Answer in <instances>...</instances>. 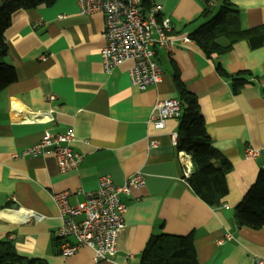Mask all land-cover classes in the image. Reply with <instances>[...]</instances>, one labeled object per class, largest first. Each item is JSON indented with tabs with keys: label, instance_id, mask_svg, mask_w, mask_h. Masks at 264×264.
Returning a JSON list of instances; mask_svg holds the SVG:
<instances>
[{
	"label": "crops",
	"instance_id": "obj_1",
	"mask_svg": "<svg viewBox=\"0 0 264 264\" xmlns=\"http://www.w3.org/2000/svg\"><path fill=\"white\" fill-rule=\"evenodd\" d=\"M74 1L17 11L6 29L5 61L17 79L0 93V243L10 242L21 257L46 264H141L153 234L193 233L198 264L264 262V228H238L233 212L264 169V46L252 49L241 41L230 52L207 58L194 41H183L204 23V4L151 0L163 7L161 19H170L173 44L170 50L156 48L161 82L140 90L131 83L132 62L105 71L104 16L81 15ZM229 3L240 11L244 30L264 28V0ZM218 64L228 75L249 73L247 84L234 91ZM174 73L198 99L214 148L232 166L229 193L218 208L189 188L185 175L194 171L195 161L171 140L179 118L169 119L162 130L149 123L158 100L179 99ZM71 130V147L83 156L77 170L62 172L50 155L16 157L47 133ZM249 148L260 155L249 159ZM138 172L146 185L120 196L127 211L118 252L100 262L89 248L64 257L63 223L53 195L69 192L74 206L97 190L100 178L121 186Z\"/></svg>",
	"mask_w": 264,
	"mask_h": 264
},
{
	"label": "built area",
	"instance_id": "obj_2",
	"mask_svg": "<svg viewBox=\"0 0 264 264\" xmlns=\"http://www.w3.org/2000/svg\"><path fill=\"white\" fill-rule=\"evenodd\" d=\"M205 10L213 12L224 7L223 0H200ZM79 14L101 13L104 16L106 45L101 52L103 67L112 73L121 63L130 61L132 85L140 90L156 86L162 80V68L156 60V48L170 50L173 28L170 19H161L163 7L153 5L143 11L142 0H75ZM188 38H183L187 42ZM50 101L55 99L50 96ZM181 105L177 99L162 100L155 104L149 123L157 130L165 128L166 122L181 116ZM178 134H172L174 146H178ZM75 140L71 130L65 134H45L34 145L25 149L16 157L53 156L62 172L77 170L83 162V156L74 151L71 144ZM259 149L249 148L247 157L256 158ZM194 159V158H193ZM195 161V160H194ZM190 172V169L188 170ZM188 172V173H189ZM191 173V172H190ZM189 173V174H190ZM188 177V174L185 175ZM146 185L143 173L128 177L126 182L115 185L109 177L99 180L96 191L88 194L85 201L74 206L68 203L69 192L53 195L58 207L62 226L59 236L62 239L60 253L64 257L75 255L82 248L94 252V260H106L118 252L123 233L126 231V205L121 201L122 194L129 195L133 189ZM82 216L76 222L74 218ZM228 239L231 236L228 235ZM256 264H264L262 260Z\"/></svg>",
	"mask_w": 264,
	"mask_h": 264
},
{
	"label": "trees",
	"instance_id": "obj_3",
	"mask_svg": "<svg viewBox=\"0 0 264 264\" xmlns=\"http://www.w3.org/2000/svg\"><path fill=\"white\" fill-rule=\"evenodd\" d=\"M55 1L57 0H6L0 4V93L17 79L14 66L5 61L8 53L5 33L11 25L13 14L41 5L49 7L54 5ZM152 6L151 0H142L143 11H148ZM202 18L204 23L187 37L199 46L207 58L224 55L241 41H248L252 49L264 46V28L244 30L241 27L240 11L230 4L229 0L224 2V7L217 13L205 10ZM217 71L231 81L234 91L247 84L245 78L249 74L247 72L228 75L220 64L217 65ZM174 74L182 111L178 124V146L183 147L195 160L194 171L188 175L187 183L200 201L218 208L222 206L223 199H226L229 193L226 177L232 166L214 148L198 99L184 86L180 75ZM233 212L238 228L254 230L264 228V169L259 172L256 182L251 185ZM194 238L193 233L187 236L163 232L153 234L141 253V264H198ZM59 241L57 239L58 244ZM0 264H46V262L25 259L10 242H2Z\"/></svg>",
	"mask_w": 264,
	"mask_h": 264
}]
</instances>
